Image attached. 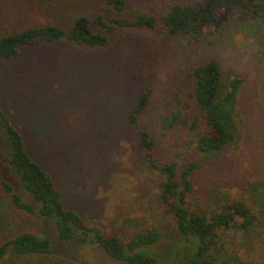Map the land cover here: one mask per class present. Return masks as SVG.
Here are the masks:
<instances>
[{"label":"rangeland","instance_id":"374dc122","mask_svg":"<svg viewBox=\"0 0 264 264\" xmlns=\"http://www.w3.org/2000/svg\"><path fill=\"white\" fill-rule=\"evenodd\" d=\"M106 0H0V39L49 25L70 30L82 16L100 14ZM196 0H129L126 14L112 10L107 19L131 18L133 11L162 16L175 4ZM218 61L226 93L243 79L230 106L237 140L212 155L191 151V131L180 124L163 131L174 113L190 122L204 115L194 101L191 70ZM153 89L141 127L157 139L160 160L198 162L195 189L208 208L241 196L263 201V192L246 193L248 183L264 182V19L241 23L237 17L213 37L195 41L166 31L124 30L110 47L91 49L73 42L22 46L20 55L0 60V109L22 136L29 156L52 174L65 207L76 211L106 236H132L123 222L143 219L161 241L151 253L162 264L179 259L184 239L160 199L159 182L147 168L138 131L127 114L140 94ZM12 146L0 127V246L23 234L48 240L53 256L80 264H117L93 245L60 241L53 218L18 209L3 188L5 180L25 201H33L10 160ZM164 162V161H163ZM262 187V184H260ZM244 264H264V239L235 232ZM0 264H52L48 257L8 254Z\"/></svg>","mask_w":264,"mask_h":264},{"label":"trees","instance_id":"16d2710c","mask_svg":"<svg viewBox=\"0 0 264 264\" xmlns=\"http://www.w3.org/2000/svg\"><path fill=\"white\" fill-rule=\"evenodd\" d=\"M128 1L106 0L100 14L77 18L69 31L49 25L3 37L0 39V60L18 57L22 46L42 43L69 41L91 49H106L111 45L112 36L124 30L166 31L173 37L199 41L220 33L235 17L241 23L264 19V0H196L187 5L175 4L162 16L136 10L130 19H107L110 10L126 14ZM191 71L193 98L204 115V124L201 125L198 119L190 122L180 113H174L161 127L166 131L182 124L191 131L187 143L191 151L200 155L218 154L237 140L229 109L236 103L243 79H233L224 93L223 71L218 61L197 65ZM152 96L153 89L147 87L127 114V121L138 131L139 146L148 171L159 182L162 205L172 218L175 232L185 240L179 245V259L170 264H244L239 258L238 243L229 236L241 232L247 237L264 239V198L259 203L241 196L229 202H216L214 208H208L195 189L197 160L190 155L184 162L161 161L156 137L141 127V118L150 106ZM0 127L12 146L10 163L33 199L23 200L10 183L1 181L18 209L29 215L53 218L60 241L97 246L117 264H162L151 253V248L161 241V234L155 228H145L143 219H126L123 225L133 234L124 240L119 236H106L99 228L88 225L76 211L65 207L52 174L29 156L21 134L10 125L1 109ZM260 181L248 183L245 194L256 193L259 188L264 196V182ZM8 254L48 257L52 264H80L67 257L53 256L50 242L32 234H23L2 244L0 263Z\"/></svg>","mask_w":264,"mask_h":264}]
</instances>
